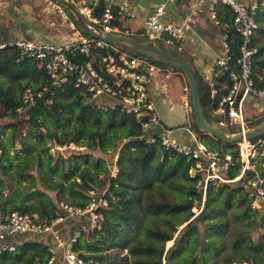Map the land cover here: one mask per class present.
<instances>
[{"label":"trees","instance_id":"16d2710c","mask_svg":"<svg viewBox=\"0 0 264 264\" xmlns=\"http://www.w3.org/2000/svg\"><path fill=\"white\" fill-rule=\"evenodd\" d=\"M259 1L251 60L252 77L261 88L264 0ZM104 5V1L99 2L97 16H101ZM233 14L228 4H218L220 19L230 20ZM124 20L117 18L114 23L123 26ZM118 46L144 53L127 45ZM232 48L238 57V38ZM20 57L17 46L9 45L0 51V116L9 119L0 120L1 218L19 211L37 213L41 219L51 221L62 213L61 202L86 207L93 198L103 196L108 206L101 209V228H83L84 222L77 218L68 217L67 221L68 225L78 223L82 228L74 248L86 260L93 259L91 264H264V216L252 211L245 178L209 183L203 215L197 220L193 208L202 206L203 189L198 185L199 176L189 171L195 165L193 158L167 149L158 135L155 141H149L155 130L144 131L132 113L120 107L103 109L89 102L88 94L75 86L74 77L61 86L54 85L39 59ZM157 59L160 64L170 65ZM194 71L202 107L206 108L214 103L209 84L199 71ZM28 88L36 93L48 92L47 99L38 103V97L25 102L23 95ZM20 107L24 109L23 129L18 122ZM204 115L214 123L207 111ZM192 116L193 130L211 150L234 153L237 164L230 176L237 175L241 164L236 145L203 134L193 105ZM71 142L83 146L84 151L72 150L68 155L50 151L53 144ZM108 153L118 154L114 175V158L109 159ZM28 234L33 233L22 235L14 251L0 255V264L48 263L52 257L50 242L24 238ZM170 241L173 243L169 246Z\"/></svg>","mask_w":264,"mask_h":264},{"label":"built area","instance_id":"2783aa9c","mask_svg":"<svg viewBox=\"0 0 264 264\" xmlns=\"http://www.w3.org/2000/svg\"><path fill=\"white\" fill-rule=\"evenodd\" d=\"M71 1L95 31L103 35L115 34L127 37L136 34L129 28L114 23L117 18L126 19L135 16L131 0ZM100 1H104L105 5L101 16H97L95 12ZM169 1L171 0H166L157 6L155 12L147 19L141 34L148 39L147 41L158 45L162 42L169 48L183 52L187 33L193 29L195 15L189 16L184 22L178 24L162 21L161 18L166 13ZM45 2L68 21L73 37L61 42L1 41L0 51L9 45L17 46L21 49L20 58L32 56L39 59L45 65L54 85L61 86L71 76L74 77L75 86L88 94L89 102L103 109L120 107L123 111L132 113L141 121L144 131L151 133L153 129L155 130L151 133L153 135H149V141H155V136L158 135L167 149L193 158L195 165L189 171L192 176H199L198 185L203 189V203L199 210L203 208L209 183L237 182L245 178L249 190V205L253 212L264 216V162L262 160L264 135L255 138V141L246 138L248 131L260 126H251L254 118L249 117L246 104L251 98L264 101V87L259 88L255 85L251 60L253 37L258 27L259 0L197 1L198 8L207 6L213 24L219 28L222 48V52L216 55L212 67L203 73V78L209 84L210 96L214 101L203 110L215 119L214 123L210 124L223 131L226 129L225 132L230 135L243 134V139L235 144L241 169L233 177L230 176V171L237 164L234 153L211 150L191 127L192 105L189 84L183 86L180 101L184 117L187 119L185 125L189 126L194 144L184 143L171 136V128L164 125L155 102L150 97V86L155 84L158 75L170 78L171 75L181 71L170 70L168 66L150 61L142 54H130L115 46L117 44L86 33L70 9L58 0H45ZM219 3L228 4L233 9L234 14L230 20L219 18ZM71 13L74 15L73 18ZM193 13L198 14L199 10L194 9ZM235 38H238L239 42L238 57L235 56L232 48ZM84 57L88 58L83 59ZM43 94V91L36 93L28 88L23 98L25 102H33ZM18 111L23 113V107L18 108ZM0 120L2 121L1 116ZM173 128L178 129V125ZM69 146L80 149L83 147L71 142L65 145L53 144L51 149L56 148L57 151H61L63 147L69 148ZM2 159L3 149L0 146V164ZM107 206L106 198L98 196L93 198L86 207L61 202L59 208L62 213H58V217L51 221L41 219L37 213L32 212L14 211L4 219L0 217V255L14 251L19 238L24 234L48 233L55 239V244H50L52 257L47 264H91L93 259L86 260L74 248L81 230L71 236L65 235L61 226L65 219L63 212L67 213L66 217L86 221V228L93 230L101 228L104 219L101 209ZM60 250L61 253H59Z\"/></svg>","mask_w":264,"mask_h":264},{"label":"crops","instance_id":"0c3cea01","mask_svg":"<svg viewBox=\"0 0 264 264\" xmlns=\"http://www.w3.org/2000/svg\"><path fill=\"white\" fill-rule=\"evenodd\" d=\"M89 1L92 2V0ZM164 1L166 0H131V7L135 12V16L126 18L123 26L136 33L134 36L139 38V41H146L140 40L145 38L141 32L144 30L147 19L155 12L157 6ZM197 1L171 0L167 3L166 13L161 19L165 22L178 24L184 22L189 16L195 15L193 29L186 36L185 52L189 53V57L186 59L193 69L199 71L203 76L204 71L212 67L216 55L222 52V48L219 39V28L213 24L207 6L198 8ZM43 2L45 0H0V42H13L16 40L61 42L72 38V33L68 34L60 30L61 19L59 15L55 11L48 10V7H43ZM194 9L199 10V13L194 14ZM182 77L180 76L183 84H185ZM164 85L157 78L155 84L150 86L149 92L150 97L155 102L157 111L159 108L160 112H158L163 119V123L172 126L164 125L171 128V136L184 143L194 144L193 135L188 129L189 126L185 125L182 106L168 97L163 88ZM162 110H165V114L161 113ZM175 125H178V129L173 128ZM67 221L68 218L62 222V226L66 231V235L70 236L78 231L80 225L78 223L68 225ZM34 239H44L47 242L55 241L52 235L48 233L34 236ZM59 253H61V250Z\"/></svg>","mask_w":264,"mask_h":264},{"label":"water","instance_id":"95a60500","mask_svg":"<svg viewBox=\"0 0 264 264\" xmlns=\"http://www.w3.org/2000/svg\"><path fill=\"white\" fill-rule=\"evenodd\" d=\"M58 1L62 3L64 6H66L67 8H69L74 13L77 21L79 22L81 27L84 29V31H86L87 33L97 38H101L106 41H109L113 44L127 45L128 47L135 49V50H139L141 52L148 51V52L154 53L162 61L182 69L184 73L186 74L189 84H190L192 105L195 111L198 126L202 130L203 134L213 135L217 138L223 139L224 141L232 143V144H236L238 141L243 139V134H237V135L227 134L222 129H219L218 127H216L213 124H210L207 121L204 115L203 107H202L201 94L199 90L197 76L190 62L186 58L176 53L165 50L161 48L158 44L152 43L151 41H139L131 37L115 35V34L103 35L102 33L95 31L93 28L89 26L86 19L80 13L79 9L76 7L73 1L71 0H58ZM48 94L49 93L47 92L43 96H41L38 99V103L44 102L47 99ZM263 135H264V124L248 131L246 133V138L254 139L256 137H260ZM202 215H203V209H201V211L196 215V219L199 220L202 217ZM51 243L55 244V241ZM172 243L173 241L169 242V246Z\"/></svg>","mask_w":264,"mask_h":264},{"label":"rangeland","instance_id":"374dc122","mask_svg":"<svg viewBox=\"0 0 264 264\" xmlns=\"http://www.w3.org/2000/svg\"><path fill=\"white\" fill-rule=\"evenodd\" d=\"M42 1V0H41ZM44 1V0H43ZM44 3V5H43V7L45 6V8L46 7H48V10H51V11H55L56 12V14H58L59 15V17H60V30L62 31V32H64V33H68V34H71L72 33V31H71V29H70V27L68 26V21L67 20H64L61 16H60V14L57 12V10H55V9H53V8H51V7H49L48 6V4L46 3V2H43ZM66 7V6H65ZM67 8V7H66ZM67 9H69V8H67ZM71 18H73L72 16H71ZM209 25V24H208ZM140 40H145L144 38L143 39H140ZM161 48H163V49H165V50H168V51H170V52H174V53H177V54H179V55H181L182 57H184V58H187V57H189V53L188 52H185V51H177L176 49H172V48H169V47H167L166 45H164V43H162V42H160V45H159ZM117 47L118 48H121L120 46H118L117 45ZM122 49V48H121ZM130 54H133V55H140L139 53H138V51H128ZM143 57L144 58H146V59H148V60H150V61H153V62H157V63H159L158 62V59H157V56L154 54V53H151V52H148V51H146V52H144L143 54ZM168 67H169V69L170 70H174V69H176L175 67H173V65H168ZM177 70V69H176ZM179 75V76H178ZM180 76L182 77V79L184 78V83L187 85L188 84V78H187V76H186V74L184 73V72H178L177 73V75H171V77L170 78H165L163 75H158V79L159 80H161L165 85H164V89H165V91H166V93H167V95H168V97L170 98V99H172L175 103H177V104H180L181 105V101H180V96H181V93H182V89H183V86L185 85V84H183V82H182V80H181V78H180ZM190 97H191V94H190ZM247 105V113H248V115H249V117H251V118H254V121L252 122V124H251V126H257L258 124H261L262 123V121H263V115H264V101H262V100H259V99H255V98H251L250 99V101L246 104ZM158 111H159V108H158ZM2 112V109L0 108V113ZM160 112V111H159ZM161 113H164L165 114V110H162L161 111ZM166 116V115H165ZM210 116V115H209ZM23 117H24V115H23V113L21 114V116H20V119H19V123H20V126H21V128L23 129L24 127H25V123H24V119H23ZM168 117V116H167ZM192 119H193V116H192ZM7 120H9L8 118H5V119H2V121H7ZM186 118L184 117V121L186 122ZM162 121H163V119H162ZM164 124H166V123H164ZM167 125V124H166ZM167 126H172V125H167ZM225 131H227L226 129H224ZM206 142L207 141H209V142H211V139H209V138H205L204 139ZM252 140H256L255 138L254 139H252ZM230 144H232V143H230ZM234 145V144H233ZM18 146H19V144H18ZM232 148V147H231ZM56 149V148H55ZM55 149H51L50 148V151L51 152H54L55 151V153L57 152V149L55 150ZM84 147H82L81 149L80 148H70V146H69V148H62V152H64V153H66L67 155L68 154H70L71 153V151L72 150H74V151H80V150H82V151H84ZM231 150H234V147L231 149ZM68 151V152H67ZM70 152V153H69ZM118 153V152H117ZM117 153H115V154H111V153H108V154H106V156H109V159H111L110 157H112L113 156V158H114V164H115V167H113V169H112V174L114 175V173L116 172V168H117V166H116V159H117V157H118V154ZM97 194V193H96ZM197 209H198V212L196 213V211H197ZM200 208H197L196 207V209L195 208H193V210H194V212H195V214L197 215L201 210H199ZM263 230H264V228H263ZM32 237H34L33 236V234H28V235H26L24 238H32ZM168 245H169V242H168ZM125 252V251H124ZM126 253V252H125Z\"/></svg>","mask_w":264,"mask_h":264},{"label":"clouds","instance_id":"9594fccd","mask_svg":"<svg viewBox=\"0 0 264 264\" xmlns=\"http://www.w3.org/2000/svg\"><path fill=\"white\" fill-rule=\"evenodd\" d=\"M262 125H263V124H262ZM260 126H261V125H260ZM64 212H65V211H64ZM64 212H63V215L65 216V219H66V218H68V217H66L67 214L64 213ZM65 219H64V220H65ZM77 219H78V218H77ZM78 220H80V219H78ZM80 221H81V220H80ZM83 222H84V227H83V228H86L87 223H86V221H83ZM61 226H62V224H61ZM62 228H64V227L62 226ZM86 229H88V228H86ZM63 230H64V233H65V235H66V231H65V229H63ZM78 230H82V228H79ZM76 231H77V230H76ZM74 233H75V232H74ZM74 233H73V234H74ZM73 234H72V235H73ZM67 236H68V235H67ZM70 236H71V235H70ZM50 244H52V243L50 242Z\"/></svg>","mask_w":264,"mask_h":264},{"label":"bare ground","instance_id":"6f19581e","mask_svg":"<svg viewBox=\"0 0 264 264\" xmlns=\"http://www.w3.org/2000/svg\"><path fill=\"white\" fill-rule=\"evenodd\" d=\"M171 242V241H170Z\"/></svg>","mask_w":264,"mask_h":264}]
</instances>
